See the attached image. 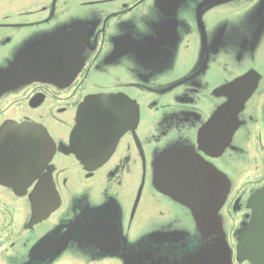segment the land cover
Returning a JSON list of instances; mask_svg holds the SVG:
<instances>
[{
    "label": "flooded vegetation",
    "instance_id": "1",
    "mask_svg": "<svg viewBox=\"0 0 264 264\" xmlns=\"http://www.w3.org/2000/svg\"><path fill=\"white\" fill-rule=\"evenodd\" d=\"M104 93L122 101L77 158ZM233 99L229 134L211 117ZM168 170L192 207L152 184ZM262 187L264 0H0V264H254Z\"/></svg>",
    "mask_w": 264,
    "mask_h": 264
},
{
    "label": "water",
    "instance_id": "2",
    "mask_svg": "<svg viewBox=\"0 0 264 264\" xmlns=\"http://www.w3.org/2000/svg\"><path fill=\"white\" fill-rule=\"evenodd\" d=\"M234 84L235 83H232L229 86L233 87ZM116 100L117 97L105 94L94 96L90 99L85 100V103L77 112V122L70 135L72 137V141H74L75 137L78 138L81 132L83 133V128H85L86 126L85 123L103 124V122H98L96 118L110 119V117L113 115V108L111 104ZM229 104L230 105H228L224 109L220 108L216 111L213 121L217 125H220L222 123V121L224 120V116H228V112H230L232 109L233 111L234 109H236L235 106H237V100L233 99V101H231ZM229 116L231 118L232 113ZM85 117L88 118L84 119ZM229 125H231V127L234 125V117L232 119V123H229ZM231 130L232 128L230 129V132ZM115 133L116 132H113L112 135H106V137H104V142H102L101 144L103 145V151L100 154L96 155V158L98 160L104 159L106 157L107 150L118 137V134ZM13 137V135H9L4 137L3 139L7 144H9L12 141ZM86 140L91 143L92 141H94V137L88 135L86 136ZM71 150L75 154H77L74 148H71ZM169 175L170 179L164 180L166 185L162 187V191H167L170 196L179 201H182V203H189L190 197L185 193V187L178 183V180L175 178L174 173H169ZM262 197L264 198V188L260 189L255 195H253L252 200H254L255 202ZM249 221L250 227H248L246 234L241 237L240 247L238 248L237 253L240 257L243 256L254 264H264V219L257 218V220L251 219Z\"/></svg>",
    "mask_w": 264,
    "mask_h": 264
}]
</instances>
